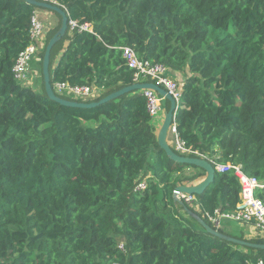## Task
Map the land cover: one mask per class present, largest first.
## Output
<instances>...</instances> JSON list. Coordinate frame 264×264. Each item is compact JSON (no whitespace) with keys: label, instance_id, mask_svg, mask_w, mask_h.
Segmentation results:
<instances>
[{"label":"trees","instance_id":"16d2710c","mask_svg":"<svg viewBox=\"0 0 264 264\" xmlns=\"http://www.w3.org/2000/svg\"><path fill=\"white\" fill-rule=\"evenodd\" d=\"M56 1L68 21L92 30L67 31L54 45L51 87L93 91L88 98L56 96L93 103L131 86L119 50L129 47L182 84L174 122L186 147L264 180V0ZM35 10L23 0H0V264L264 263V250L212 237L174 204L176 187L205 174L159 149L139 92L75 109L47 98L41 69L39 90L14 80ZM57 16L38 43L40 68L60 27ZM187 169L198 173L186 176ZM140 182L145 189L135 191ZM239 192L232 174L215 172L186 206L212 227L205 214L234 212ZM256 196L264 204V188ZM237 225L238 237L218 232L264 244L244 237L248 225Z\"/></svg>","mask_w":264,"mask_h":264},{"label":"built area","instance_id":"2783aa9c","mask_svg":"<svg viewBox=\"0 0 264 264\" xmlns=\"http://www.w3.org/2000/svg\"><path fill=\"white\" fill-rule=\"evenodd\" d=\"M39 3L56 6L65 10L57 3L56 0H34ZM66 13V12H65ZM67 31L72 33L75 30L78 32H91L89 24H79L78 21H68ZM43 25L38 20L36 13L30 19L29 28V45L18 55L12 67V75L14 80L18 83L28 85L29 81L28 69L32 57L37 52L38 43L43 35ZM121 57L125 62L126 67L132 72V84H154L162 88L168 95L172 97L175 102L176 110L182 99V89L179 81L172 80L167 76V69L160 64H155L149 61L140 60L137 54L129 47L119 48ZM53 91L60 95L71 96L74 98H88L93 94V91L88 86H70L66 83L54 84ZM145 100L146 112L149 117L155 122L156 127L160 126L163 121V107L162 103L165 101L155 91L140 90L138 91ZM161 119L160 124L159 121ZM169 135H171V143L175 151L183 157L203 159L197 151L186 147L185 143L180 139L176 125L173 121L169 128ZM215 172L219 174H232L240 187L239 202L236 205L234 212L221 213L215 210L213 214H205L215 230L220 229V219H228L237 224H246L253 231V238L264 239V204L256 196L257 190L264 188V180H257L250 177L243 172L241 165L215 164L214 159L208 161ZM145 189V182H140L135 187V191H143ZM181 200L185 205L191 206L194 197L181 195ZM122 249V246H119ZM248 264V263H246ZM255 264H264L263 261L257 260Z\"/></svg>","mask_w":264,"mask_h":264},{"label":"water","instance_id":"95a60500","mask_svg":"<svg viewBox=\"0 0 264 264\" xmlns=\"http://www.w3.org/2000/svg\"><path fill=\"white\" fill-rule=\"evenodd\" d=\"M28 5L33 6L35 8L44 9L51 11L57 15L60 16L61 22L60 27L58 31L54 34V36L49 40L45 51L44 56L41 64V72L43 77V85H44V92L47 96V98L55 103H57L60 106L67 107V108H75V109H92L96 108L100 105H103L105 103H108L110 101H115L121 96H124L126 94H130L133 92H138L140 90H152L155 91L161 98H163L166 102L169 104V109L167 113L164 115L163 122L160 125V129L157 132V145L159 149L165 154V156L168 158V160L181 165H188L193 166L202 172H204L205 177L204 179L197 183V184H190L188 181L183 182L181 185L175 188L172 194V200L176 206L182 207L183 210L192 217L197 224L205 230V232L212 237L224 240L228 243H232L234 245L245 247L249 249L254 250H264V244H251L245 241H241L229 236H226L224 234H221L218 232V230H215L214 228L208 226L198 215H196L194 212L189 210L187 206L183 203L181 200V195H187V196H200L203 194V192L206 190V188L213 182L214 176H215V170L212 167V165L204 159L199 158H188L177 155L170 147L167 137L169 128L171 126V123L173 121L176 107L175 102L172 99L170 95H168L162 88L148 83V84H132L131 86H128L126 88H123L117 92H114L105 98L99 100L98 102L93 103H78L75 101H67L64 100L58 96H56L55 92L53 91V88L50 84V75H49V62H50V52L54 45L58 43L66 34L67 32V25H68V17L67 14L56 6H51L44 3H39L34 0H23Z\"/></svg>","mask_w":264,"mask_h":264},{"label":"rangeland","instance_id":"374dc122","mask_svg":"<svg viewBox=\"0 0 264 264\" xmlns=\"http://www.w3.org/2000/svg\"><path fill=\"white\" fill-rule=\"evenodd\" d=\"M36 10H37L38 12H41V14H52V13H53V12H51V11L44 10V9H39V8H36ZM54 14H55V13H54ZM55 15L57 16V14H55ZM57 17H58V16H57ZM41 18H42V19H41ZM41 18H38L39 21H45V19H44L43 17H41ZM40 19H41V20H40ZM45 22H46V21H45ZM36 58H37V54H35V55L32 57L31 61H30L29 69H28V75H29V77H31V76L33 75V71H34V63H35ZM38 69H39V70L41 69V68H40V65H38ZM38 77H39V74H38ZM173 80H174V79H173ZM32 82H33V80H30V78H29V81L27 82V84L29 85V84H31ZM31 86H32V85H31ZM61 96H62V97H67V96H65V95H61ZM68 98H69V97H68ZM70 98H72V97H70ZM73 99H74V98H73ZM166 106H169L168 103L163 102V103H162V107H163V113H164V115H165V108H166ZM164 115H163V118H164ZM160 122H161V119H160V121H159L158 124H160ZM162 122H163V121H162ZM91 125H93V124L91 123ZM159 129H160V126H158L156 132H158ZM196 173H198V171H197V170H194V169H187V170H185V175H186V176H192L193 174H196ZM195 197H196V196H195ZM194 200H195V198H194ZM220 223H221V226H220L221 231H223V232L226 233V234L234 235V236H236V237L239 236V234L237 233L238 228H239V225L235 224L234 222H231V220H228V219H220ZM194 227H196V226H194Z\"/></svg>","mask_w":264,"mask_h":264},{"label":"crops","instance_id":"0c3cea01","mask_svg":"<svg viewBox=\"0 0 264 264\" xmlns=\"http://www.w3.org/2000/svg\"><path fill=\"white\" fill-rule=\"evenodd\" d=\"M34 13H36L38 18L43 17L45 19V21H40L41 24L43 25V34H46L47 31L49 30H53V28L58 24V22L60 21V19L54 14H41V12H38L37 10L34 11ZM42 19V18H41ZM40 19V20H41ZM39 20V19H38ZM43 39H41L40 41V46L42 45L41 43L43 42ZM39 49V47H37V50ZM38 59L36 58L35 63H34V71H33V75L30 78V80H33V82L31 83L32 87H34V89L39 90L40 89V82H39V69H38ZM29 76V75H28ZM159 126V125H158ZM158 128V127H157ZM241 229H238L237 233L240 235L242 233H240ZM245 231V230H244ZM243 231V232H244ZM244 237L246 239H250L253 238V231L252 229L248 226V229H246V231L244 232Z\"/></svg>","mask_w":264,"mask_h":264}]
</instances>
